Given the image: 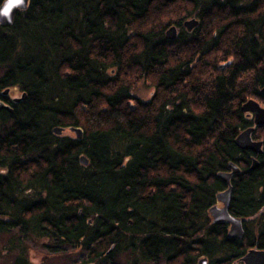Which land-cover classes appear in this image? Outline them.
I'll return each mask as SVG.
<instances>
[{"label":"trees","instance_id":"1","mask_svg":"<svg viewBox=\"0 0 264 264\" xmlns=\"http://www.w3.org/2000/svg\"><path fill=\"white\" fill-rule=\"evenodd\" d=\"M140 81L154 88L146 101ZM262 86L264 0H29L0 24V90L24 94L0 110L3 251L22 236L80 247L83 264H242L264 249V154L234 138ZM229 163L242 239L208 213Z\"/></svg>","mask_w":264,"mask_h":264},{"label":"water","instance_id":"2","mask_svg":"<svg viewBox=\"0 0 264 264\" xmlns=\"http://www.w3.org/2000/svg\"><path fill=\"white\" fill-rule=\"evenodd\" d=\"M29 0H2L0 3V24H10L15 16V13L19 10H23L27 7ZM5 8L8 9L7 14H5ZM198 23L196 18L185 20L183 26L187 31H190ZM176 27L171 25L165 31V37L172 40L176 37ZM8 92V89L5 90ZM259 95L264 98V86L259 90ZM24 97V94H22ZM18 101L19 99H14ZM0 108L8 112H11L12 108L9 105L0 104ZM241 111L246 113L247 116H252V126H248L242 129L234 138V144L241 150L250 151L253 154L260 155L264 154L262 147V141L253 138L255 127L264 125V107H262L258 101L254 99H247L241 105ZM71 132H74L76 138H80L82 135V130L78 127H69ZM63 128H53L55 134H60ZM81 164L86 165L87 159L82 155L79 157ZM259 162L255 157H252L250 168L255 169L258 167ZM239 172V167L234 163H229L227 170L219 171L216 176L226 184V189L218 192L216 194V200L222 204V206L212 205L209 210V216L212 222H226L228 224L227 237L242 239L244 236V229L242 225V220L239 217L233 216L228 211V205L230 201V195L232 187L230 185V177L232 174ZM242 264H264V249L252 247L247 250V252L241 257ZM197 264H206V258L202 257L198 260Z\"/></svg>","mask_w":264,"mask_h":264},{"label":"rangeland","instance_id":"3","mask_svg":"<svg viewBox=\"0 0 264 264\" xmlns=\"http://www.w3.org/2000/svg\"><path fill=\"white\" fill-rule=\"evenodd\" d=\"M180 17L182 19V25H183V22L185 20L195 18V17L185 16V15H181ZM171 24H173V20L170 22L169 25H171ZM169 25L167 26L168 28L170 27ZM184 29L186 30L185 27H184ZM178 31H179V27L176 26V34L178 33ZM6 89H8L9 95L12 98L13 97L18 98L21 95V92L17 91L16 89H12V88L11 89L6 88ZM153 91H154V88L152 85H150V83L145 82V81L144 82L140 81L134 86V88H133L134 94L133 95H135V97L138 99L146 101L151 97ZM251 98L258 101V103L262 107H264V99L253 98V97H249L247 99H251ZM63 133L64 134H71V135L75 136L74 132H71L68 129L64 130ZM258 139L262 140L264 138L258 137ZM217 205L222 206V204L220 202H218ZM11 235L16 236V238H17V233H11ZM5 240H6V237L0 235V264H5V262H6V264L11 263L12 259L15 256L14 251H12V252H4L3 251L5 248H3L2 246L4 245ZM21 243L23 244V246L25 248V256L28 258V260L31 263L33 262V264H42L43 259H48L49 264H83V261L86 258V257H84V255L86 254L85 251L80 247H75V248L65 247V248L56 249V250L54 249L53 253H56V254H53L49 250L45 249L44 245L48 244V242L46 240H42L41 242H38L37 239H34V240L24 239V240H21ZM41 245H42V247H41ZM125 259H126V257L124 254L114 256V260L118 264L119 263L124 264L126 262ZM87 264H90V263H87Z\"/></svg>","mask_w":264,"mask_h":264},{"label":"flooded vegetation","instance_id":"4","mask_svg":"<svg viewBox=\"0 0 264 264\" xmlns=\"http://www.w3.org/2000/svg\"><path fill=\"white\" fill-rule=\"evenodd\" d=\"M5 90H6V88L0 90V104H4V105H6L7 97H9V99H11V102H12V99H14V97L13 98L10 97L9 92H5ZM0 110H1V108H0ZM21 240H23V238H22V236H19V243L16 244V252H15L16 257L14 260L12 259L11 263L13 264V262H14L15 264H33V262L31 263L28 260V258L25 256V248H24L23 244L21 243ZM42 240H44V239H42ZM42 240H40L38 242H41ZM46 241L48 242V244L44 245L45 249L49 250L50 252L53 253V251H54L53 245L50 244L48 240H46ZM41 247H42V245H41ZM111 251H112V248H109L108 252L110 253ZM4 252H6V251H4ZM53 254H56V253H53ZM11 263H9V264H11ZM5 264H6V262H5ZM42 264H49L48 259H43ZM109 264H115V263L109 262Z\"/></svg>","mask_w":264,"mask_h":264},{"label":"bare ground","instance_id":"5","mask_svg":"<svg viewBox=\"0 0 264 264\" xmlns=\"http://www.w3.org/2000/svg\"><path fill=\"white\" fill-rule=\"evenodd\" d=\"M20 98H22V93H21V95H20V97H18V99L20 100ZM14 99H16V98H14ZM14 99H12V102L14 103V102H19V100L18 101H15ZM10 101H11V99H10ZM87 162H88V160H87ZM6 246V245H5Z\"/></svg>","mask_w":264,"mask_h":264},{"label":"snow or ice","instance_id":"6","mask_svg":"<svg viewBox=\"0 0 264 264\" xmlns=\"http://www.w3.org/2000/svg\"><path fill=\"white\" fill-rule=\"evenodd\" d=\"M4 11H5V14H7V11H8V9H7V8H5V10H4Z\"/></svg>","mask_w":264,"mask_h":264}]
</instances>
